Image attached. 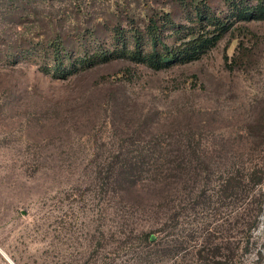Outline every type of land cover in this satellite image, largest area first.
<instances>
[{
  "label": "rangeland",
  "instance_id": "rangeland-1",
  "mask_svg": "<svg viewBox=\"0 0 264 264\" xmlns=\"http://www.w3.org/2000/svg\"><path fill=\"white\" fill-rule=\"evenodd\" d=\"M230 4L0 0V264H264V19ZM199 12L230 26L199 58L121 54Z\"/></svg>",
  "mask_w": 264,
  "mask_h": 264
},
{
  "label": "trees",
  "instance_id": "trees-1",
  "mask_svg": "<svg viewBox=\"0 0 264 264\" xmlns=\"http://www.w3.org/2000/svg\"><path fill=\"white\" fill-rule=\"evenodd\" d=\"M230 2L231 7L235 11L237 19H264V0H255V4L247 6V0H226ZM200 20H205L206 25H209L211 29L201 30L194 32L193 30H187V40L181 41L178 45L167 47L160 38V30L155 21H151L147 27V38L152 45V49L149 52L141 50L142 39L135 32L133 40L135 43V49L133 51L122 50V55L130 57L129 59L135 62H142L148 67L158 70L163 67L176 64L178 62L186 63L191 60L199 58L204 52L214 47L220 39L228 32L229 24L221 22L214 17L202 16L199 12ZM165 22L168 25L174 27V24L170 17L167 15ZM141 43V44H140ZM160 47V48H159ZM51 57L54 63L57 65L54 69L55 75H61L65 71L63 66V43L60 40H55L50 43ZM107 56L106 53H93L84 57L76 58L73 62L68 64V67L73 68L76 66L88 67L93 66L96 63L104 60ZM46 71H50L47 68ZM147 241H151L149 235L142 234Z\"/></svg>",
  "mask_w": 264,
  "mask_h": 264
},
{
  "label": "bare ground",
  "instance_id": "bare-ground-1",
  "mask_svg": "<svg viewBox=\"0 0 264 264\" xmlns=\"http://www.w3.org/2000/svg\"><path fill=\"white\" fill-rule=\"evenodd\" d=\"M10 262H11V260H10ZM11 264H13V263L11 262Z\"/></svg>",
  "mask_w": 264,
  "mask_h": 264
}]
</instances>
